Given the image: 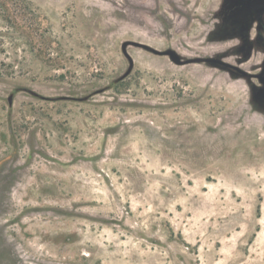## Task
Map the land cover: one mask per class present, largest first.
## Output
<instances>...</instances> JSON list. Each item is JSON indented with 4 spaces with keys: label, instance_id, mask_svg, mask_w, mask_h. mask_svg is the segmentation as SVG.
Instances as JSON below:
<instances>
[{
    "label": "rangeland",
    "instance_id": "obj_1",
    "mask_svg": "<svg viewBox=\"0 0 264 264\" xmlns=\"http://www.w3.org/2000/svg\"><path fill=\"white\" fill-rule=\"evenodd\" d=\"M263 8L0 0V264H264Z\"/></svg>",
    "mask_w": 264,
    "mask_h": 264
},
{
    "label": "flooded vegetation",
    "instance_id": "obj_2",
    "mask_svg": "<svg viewBox=\"0 0 264 264\" xmlns=\"http://www.w3.org/2000/svg\"><path fill=\"white\" fill-rule=\"evenodd\" d=\"M252 1V0H250ZM229 14V13H228ZM253 29H256L258 33L264 32V10L257 16V21L253 24Z\"/></svg>",
    "mask_w": 264,
    "mask_h": 264
},
{
    "label": "water",
    "instance_id": "obj_3",
    "mask_svg": "<svg viewBox=\"0 0 264 264\" xmlns=\"http://www.w3.org/2000/svg\"><path fill=\"white\" fill-rule=\"evenodd\" d=\"M263 10H264V8L261 9V10H259L258 15H260L261 12H262ZM229 14H230V13H229ZM231 18L233 19V17H231ZM234 21H235V20H234ZM233 23H234V22H233ZM171 54H172V57H173V59L175 60V62L179 63L180 61H179L177 55H175L174 53H171ZM13 96H14V93H11V94L9 95V97H8V101H9V105H10V106H12Z\"/></svg>",
    "mask_w": 264,
    "mask_h": 264
}]
</instances>
